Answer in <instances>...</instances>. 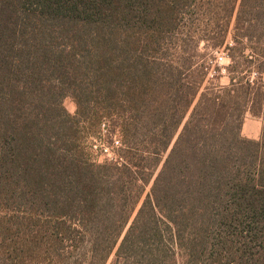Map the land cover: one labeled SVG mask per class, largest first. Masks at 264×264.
I'll list each match as a JSON object with an SVG mask.
<instances>
[{
    "label": "trees",
    "instance_id": "trees-1",
    "mask_svg": "<svg viewBox=\"0 0 264 264\" xmlns=\"http://www.w3.org/2000/svg\"><path fill=\"white\" fill-rule=\"evenodd\" d=\"M0 264H264V0H0Z\"/></svg>",
    "mask_w": 264,
    "mask_h": 264
},
{
    "label": "rangeland",
    "instance_id": "rangeland-1",
    "mask_svg": "<svg viewBox=\"0 0 264 264\" xmlns=\"http://www.w3.org/2000/svg\"><path fill=\"white\" fill-rule=\"evenodd\" d=\"M211 56H212L211 57L212 58L211 63L212 64L214 63V66L217 67V69L219 70V73H217V75H216L217 80H216L215 84L218 86H224L225 84L228 83V78L226 76H224V74L221 73L220 68L223 67L225 63H223V62H221V64L215 63L214 62L215 61V58H214L215 53H213ZM235 75H239V74H235ZM64 107L67 109V111L69 113L74 114L76 107H75V104L71 98H66L64 100ZM247 115L253 117L250 113H247ZM91 136H92V139L89 138L91 141V145L93 144L96 147V148H94V146H92V149H91L93 159L97 163H103L105 161V158L102 156V154L100 152V147H102L103 141H99L100 139H98V137H100L101 140H103V138H102V136L99 135V132H96V131H95V133L91 134ZM117 137H116V139H118ZM113 152H114V150H113ZM116 152L119 153V150L117 149Z\"/></svg>",
    "mask_w": 264,
    "mask_h": 264
},
{
    "label": "built area",
    "instance_id": "built-area-1",
    "mask_svg": "<svg viewBox=\"0 0 264 264\" xmlns=\"http://www.w3.org/2000/svg\"><path fill=\"white\" fill-rule=\"evenodd\" d=\"M215 63L221 64V62L225 63L223 67L220 68V71L222 74L225 73V67L229 63V59L227 58V55L223 51L215 52ZM212 59V58H211ZM211 59L208 61L207 65L209 67L208 69V78H215L217 73H219V70L217 71V67L214 66V63H211ZM94 146V145H93ZM94 148H96L94 146ZM120 144L117 139H114L113 144L111 145H105L103 144L102 147H100V152L102 156L105 158V161L107 162H117L118 159V153L116 152L117 149L119 150ZM114 150V152H113Z\"/></svg>",
    "mask_w": 264,
    "mask_h": 264
},
{
    "label": "crops",
    "instance_id": "crops-1",
    "mask_svg": "<svg viewBox=\"0 0 264 264\" xmlns=\"http://www.w3.org/2000/svg\"><path fill=\"white\" fill-rule=\"evenodd\" d=\"M262 121L259 118L251 117L246 114L242 128L241 135L248 139H258L261 134Z\"/></svg>",
    "mask_w": 264,
    "mask_h": 264
}]
</instances>
